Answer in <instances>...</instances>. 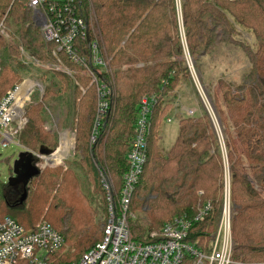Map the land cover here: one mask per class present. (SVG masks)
<instances>
[{
	"label": "trees",
	"instance_id": "1",
	"mask_svg": "<svg viewBox=\"0 0 264 264\" xmlns=\"http://www.w3.org/2000/svg\"><path fill=\"white\" fill-rule=\"evenodd\" d=\"M79 6L88 21L89 38H96L110 57L111 73L98 74L114 86L109 117L103 119L96 140L90 143L97 113L95 85H88V77L43 72L42 79L47 81L44 94L26 108L28 121L19 141L30 149L55 148L57 134L46 131L44 123L50 119L48 110L65 107L63 125L74 126L75 149L81 155L73 164L84 177L80 178L71 167H45L29 180L31 188L25 197L14 200L8 196L13 186L0 180V220L11 216L32 229L44 218L65 239L67 249L58 252L59 259L78 260L103 238V228L95 220L97 209L90 198L103 197L97 168L104 164L109 170L117 200L122 176L128 169L125 154L140 98L154 94L147 159L131 194L129 212L143 204L148 208L146 220L127 216L132 239L155 242L159 238L150 237V232L159 234L164 223L177 215L193 219L209 201V211L203 219L192 221L186 239L198 241V246L208 250L210 234L222 213L227 173L231 264H264V0H180L179 9L177 0H80ZM91 11L95 14L92 22ZM0 23L10 37L0 34V97L20 80L22 72L31 69L21 60L20 47L40 61L59 55L68 65L73 64L63 53H54L56 43L43 40L24 3L0 0ZM237 26L251 34V44L236 39ZM223 43L240 46L250 68L243 81L234 86L221 78L217 81L221 101L214 98L212 106L222 125V143L205 111L181 117L174 142L166 151H160L158 133L163 119L172 109L180 86L192 79L184 48L192 66L198 68L200 56L209 55ZM82 45L87 47L86 41ZM137 62L144 65L130 66ZM123 65L129 66L122 68ZM74 78L84 85V91ZM66 137L63 135L62 140ZM102 210L103 227L107 218L104 205ZM192 258L186 255L180 264H191Z\"/></svg>",
	"mask_w": 264,
	"mask_h": 264
},
{
	"label": "built area",
	"instance_id": "2",
	"mask_svg": "<svg viewBox=\"0 0 264 264\" xmlns=\"http://www.w3.org/2000/svg\"><path fill=\"white\" fill-rule=\"evenodd\" d=\"M18 1L31 10L32 23L39 28L43 40L56 43L54 53H63L71 63L84 69L90 77V84L93 83L96 86L98 105L91 137L94 141L101 120L110 111L108 98L110 89L98 76L101 73L98 67L104 70L109 69L110 57L103 55L96 38H89V25L79 6L80 0ZM2 26L0 23V34L3 33ZM85 41L87 47L82 45ZM84 48L86 52H83ZM186 56L191 71L193 67L189 64L191 62L189 56ZM34 89L35 84L27 77L14 83L0 97V144L2 146L14 142L21 146L16 136L26 122L24 106ZM155 103L154 94L140 98L133 135L125 154L128 169L122 176L123 186L117 200L114 197L113 180L105 174L106 172L104 173V169L100 168L102 186L108 202L107 218L102 227V240L84 252L78 260L66 262L60 260L58 255V252L66 246L65 239L49 222L41 219L32 229H26L13 217L4 216L0 220V264H180L187 253L195 259L194 264H231L233 262L231 260L233 247L230 229L231 202L228 195L224 197L220 222L210 240L208 250L198 246V241L191 242L186 239L192 221L203 219L209 211V201L199 208L193 219L177 215L164 223L159 234L150 232V237L159 238L155 242H140L131 237L127 220L129 204L147 159V137ZM204 103L210 111L208 108H212L209 102ZM185 112L188 116H195L196 108H185ZM211 112H209L211 119H216L213 109ZM173 118L174 115H168L165 121L171 122ZM69 148L70 146L67 150ZM67 150L61 155L60 160L67 154ZM31 153L37 158L36 166L41 169L40 159L44 158L46 163H52L56 152L49 156L35 154L32 151ZM224 180L226 194L229 193L227 173Z\"/></svg>",
	"mask_w": 264,
	"mask_h": 264
},
{
	"label": "rangeland",
	"instance_id": "3",
	"mask_svg": "<svg viewBox=\"0 0 264 264\" xmlns=\"http://www.w3.org/2000/svg\"><path fill=\"white\" fill-rule=\"evenodd\" d=\"M20 2V1H19ZM179 3L180 0H177L178 4V9H179ZM95 19V14L94 11H91L89 20L92 21ZM180 19V15H179ZM3 28V37L10 39L8 36V29L5 26H2ZM180 34H181V39L182 42L185 43L184 40V33H183V28L180 23L179 26ZM96 37V35H94ZM236 39L249 43L251 44L253 42V38L249 32L246 30L240 28L237 26V34L235 35ZM99 39V38H98ZM102 50L103 55L107 56L104 54V48L100 47ZM184 48V44H183ZM20 51V57L21 60L26 64L31 67L30 70H26L22 72L21 74V79L29 77V79L35 84V89L33 93L31 94L29 101L24 106V117L26 119V122L22 125L20 132L23 130L25 125L27 124L28 118L26 116V108L31 104L33 101L38 102L41 100L43 94H44V89L45 85L47 84V81L42 79V73H50L51 71L55 72H61L64 73L68 76H84V77H89L88 73L72 64L68 65L67 62L63 59L61 56H54L55 58L53 60H47V61H40L36 59L34 56L29 55V53L24 50L22 47L19 48ZM187 49L186 47L184 48V57L187 59ZM109 57V56H108ZM189 61V58H188ZM191 61V59H190ZM187 62V60H186ZM189 64L192 66L193 61L189 62ZM144 65V62H137L133 65L134 67H140ZM129 65H123L122 68H126ZM189 66V65H188ZM199 67L191 69L190 73L192 76V79L190 82L186 83L184 82L180 87V92L178 94V97L173 102L172 109L166 116H172L174 115V118L171 122L165 121V117L163 119L164 123L162 127H160L159 133H158V142H159V147L160 151H166L167 149L170 148L172 143L174 142L176 135H177V130H178V120L183 117V116H188V114L185 112V108L189 107H195L196 108V113L195 116L197 115H202L207 112L209 115V112L213 109L212 103L213 99L217 98L219 101H221L220 98V92H219V86H218V80L219 78L223 79L224 81H227L228 83H231L233 86L236 84H239L243 81L244 75L248 72L250 68V64L248 61V58L242 48L240 46H234V45H229L226 43L220 44L217 46L209 55H202L200 56L199 59ZM99 71L102 72H108L111 73V67L109 66L108 70H104L102 67H98ZM39 70V72L37 71ZM50 77L49 75H45V78ZM19 80V81H20ZM75 84L79 86V89L84 91V85L80 83V81L77 80V78H74ZM113 83V82H112ZM107 84V83H106ZM88 85H90V80L88 82ZM110 89V95L108 98L110 99L112 96L115 95V90L114 86L108 85ZM96 90V107L98 105V94H97V89L95 86ZM194 91H197V94L194 93ZM207 101L209 102L210 106L212 109L208 108L210 111L207 110L205 103L207 104ZM223 107V104H222ZM224 109V107H223ZM225 111V110H224ZM50 114V119L44 123V129L46 131H49L51 133H56L57 134V145L53 149H49L46 147H39L37 149H30L20 143L19 141V134H17L16 139L19 141L21 146L17 144L16 142L8 144L6 146H2L0 144V180L3 183H7L8 178L12 174V164L14 159L16 158L17 154L22 150V149H28L32 151L35 154H39L42 156H49L51 154H54L52 163H46L44 158L40 159L39 166L41 169L48 167V168H54V167H62L63 170L71 167L72 170L80 177L83 178V172L82 170L77 167L76 165L73 164V162H76L75 160H78L81 158L80 152L76 151L75 146H76V135H75V128L74 126H67L65 127L63 125V119L65 117V107H59L55 111H50L48 110ZM110 113V111H109ZM214 114V111H213ZM215 115V114H214ZM225 116L227 118V113L225 111ZM109 117V115H108ZM107 117V118H108ZM96 118V117H95ZM106 118V116L104 117ZM103 118V119H104ZM101 120V123L103 121ZM213 126L215 128V132L217 134L218 139L221 140L222 143V138H224L223 134V129L222 125L220 122V119H212ZM95 124V120H94ZM93 124V128H94ZM93 132V130H92ZM68 136L67 139L62 140V136L65 135ZM98 134V130H97ZM97 134L95 136V140L97 137ZM92 133L90 135V143H93L91 139ZM235 143H237L236 138L234 139ZM70 146V148L67 150V148ZM223 146V144H222ZM223 148V147H221ZM67 150V154L63 155L64 157L61 158V155ZM55 159H59L58 162H56ZM100 168L104 171V173L109 176L111 179V175L109 173V170L107 167L102 164L98 166L97 170V175H98V180H99V185L101 190L103 191V197H90L92 199L93 206L97 209V213L95 215V220L100 224V229L102 228V224L105 218V211L102 210V205L105 206L106 213H107V197H105V192L103 190L102 186V176H101V171ZM113 180V179H112ZM253 182V181H252ZM254 184V182H253ZM114 186V184H113ZM31 188V183L27 182L26 184H18L15 185L8 190V196L10 200H14V198H23L25 197V194L28 192V190ZM86 189L89 192H92V187L90 185L86 186ZM223 189H224V197H229V193L225 194V180L223 182ZM257 190L258 187H257ZM224 202V200H223ZM148 206L147 204H143L140 209L134 211L133 213L129 212L128 210V216L132 217L133 219L140 218V219H145L146 220V214L145 211L147 210ZM41 219H44L41 217ZM143 220V221H145ZM220 220V218H219ZM216 225V229L210 234L209 240H208V245L210 243L211 238H213L214 233L217 231V227L219 225V221ZM66 247V246H65ZM202 248H204L202 246ZM67 249V247L65 248ZM205 250V249H204ZM65 251V250H64ZM189 255V253H187ZM195 259L192 258V263L194 264Z\"/></svg>",
	"mask_w": 264,
	"mask_h": 264
},
{
	"label": "water",
	"instance_id": "4",
	"mask_svg": "<svg viewBox=\"0 0 264 264\" xmlns=\"http://www.w3.org/2000/svg\"><path fill=\"white\" fill-rule=\"evenodd\" d=\"M109 113H107L108 117ZM37 158L29 150H21L12 164V174L7 180L10 186L26 184L29 180L38 175L40 168L36 166ZM24 198V197H23Z\"/></svg>",
	"mask_w": 264,
	"mask_h": 264
},
{
	"label": "flooded vegetation",
	"instance_id": "5",
	"mask_svg": "<svg viewBox=\"0 0 264 264\" xmlns=\"http://www.w3.org/2000/svg\"><path fill=\"white\" fill-rule=\"evenodd\" d=\"M18 185V184H17Z\"/></svg>",
	"mask_w": 264,
	"mask_h": 264
}]
</instances>
